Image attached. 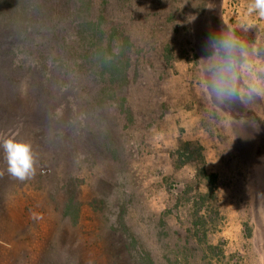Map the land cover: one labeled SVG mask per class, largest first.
<instances>
[{"label": "rangeland", "instance_id": "1", "mask_svg": "<svg viewBox=\"0 0 264 264\" xmlns=\"http://www.w3.org/2000/svg\"><path fill=\"white\" fill-rule=\"evenodd\" d=\"M109 1V19L122 22L135 45L131 82L122 91L131 116L116 104L87 113L79 146L73 143L67 163L55 170L82 181V217L72 238L41 190L47 167L35 164L32 178L15 179L0 148V264H54L58 230L70 233L62 249L78 240L80 258L68 264H114L102 254L111 257L109 248L121 240L118 218L156 264H264V97L210 113L198 62L207 38L222 28L264 45V18L249 13L252 0ZM72 87L81 106L83 91ZM4 138L18 135L1 132ZM184 141L201 148L205 172L216 175L219 214L203 242L190 215L192 195L206 184L197 172L201 162L176 168L175 150Z\"/></svg>", "mask_w": 264, "mask_h": 264}, {"label": "trees", "instance_id": "2", "mask_svg": "<svg viewBox=\"0 0 264 264\" xmlns=\"http://www.w3.org/2000/svg\"><path fill=\"white\" fill-rule=\"evenodd\" d=\"M109 3L0 0V131L16 132L19 142L25 136L24 142L37 152V167L44 165L48 169V182L41 190L46 191L61 221L73 231L71 235L61 230L53 234L57 252L54 264L80 258L75 244L78 240L72 239L66 250L59 243L69 235L77 236L83 208L78 197L82 181L73 175L60 176L55 170L67 163V152L73 143L79 146L75 138L84 129L87 113L98 106L116 104L121 115L131 116L122 91L131 82L135 45L122 22L109 19ZM72 86L83 91L81 106L69 92ZM86 90H91L92 96L85 97ZM75 154L79 156L80 151ZM175 154L177 169L192 162L202 163L197 172L205 179L206 191L192 195L190 217L194 236L203 242L213 232L211 223L219 214L216 175L205 172L201 148L192 142L179 144ZM37 182H42V176ZM118 224L122 226L121 240L109 248L111 257L102 254L104 260L110 262L113 258L114 264H118L117 260L119 264H156L128 233L124 221L118 218Z\"/></svg>", "mask_w": 264, "mask_h": 264}, {"label": "clouds", "instance_id": "3", "mask_svg": "<svg viewBox=\"0 0 264 264\" xmlns=\"http://www.w3.org/2000/svg\"><path fill=\"white\" fill-rule=\"evenodd\" d=\"M249 13L264 18V0H252ZM264 45L244 39L232 28H222L206 41L200 83L210 113L224 112L235 105L247 106L264 97ZM8 174L20 181L35 175L31 146L13 138L0 139Z\"/></svg>", "mask_w": 264, "mask_h": 264}, {"label": "crops", "instance_id": "4", "mask_svg": "<svg viewBox=\"0 0 264 264\" xmlns=\"http://www.w3.org/2000/svg\"><path fill=\"white\" fill-rule=\"evenodd\" d=\"M15 264H18V263H15Z\"/></svg>", "mask_w": 264, "mask_h": 264}]
</instances>
